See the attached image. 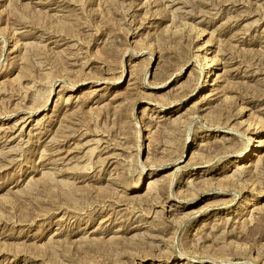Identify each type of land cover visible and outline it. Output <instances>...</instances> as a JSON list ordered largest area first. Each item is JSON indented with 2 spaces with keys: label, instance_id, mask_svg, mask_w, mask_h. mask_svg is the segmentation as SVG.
Wrapping results in <instances>:
<instances>
[{
  "label": "rangeland",
  "instance_id": "obj_1",
  "mask_svg": "<svg viewBox=\"0 0 264 264\" xmlns=\"http://www.w3.org/2000/svg\"><path fill=\"white\" fill-rule=\"evenodd\" d=\"M263 127L264 0H0V264H264Z\"/></svg>",
  "mask_w": 264,
  "mask_h": 264
},
{
  "label": "bare ground",
  "instance_id": "obj_2",
  "mask_svg": "<svg viewBox=\"0 0 264 264\" xmlns=\"http://www.w3.org/2000/svg\"><path fill=\"white\" fill-rule=\"evenodd\" d=\"M201 50V49H200ZM199 50V51H200ZM206 51V50H205ZM203 52H204V50H203ZM211 52V51H210ZM207 53H209L208 51H206L203 55H201L200 56V58H199V64H200V66H198L199 68L201 67V69L202 70H200V71H203V72H206V77H210V75H211V73L213 72V68H214V60H213V58H211V59H209L208 58V56L209 55H207ZM198 54V53H197ZM214 61V62H213ZM198 62V61H197ZM198 64V63H197ZM198 64V65H199ZM215 64H217V63H215ZM217 69V68H216ZM210 79V78H209ZM215 82V81H214ZM211 85H213V84H211ZM46 105V104H45ZM46 108V107H45ZM46 110V109H45ZM37 111V110H36ZM264 128V127H263ZM259 129V128H258ZM262 130H264V129H262ZM257 132V131H256ZM255 132V133H256ZM251 139V138H250ZM254 139V138H253ZM262 139V138H261ZM261 139H259V140H257V141H255L254 140V142H257L256 143V146H254V147H256V148H260L263 144H264V142L261 140ZM252 140V139H251ZM253 141V140H252ZM253 143V142H252ZM249 149V148H248ZM246 152V151H245ZM256 154V153H255Z\"/></svg>",
  "mask_w": 264,
  "mask_h": 264
}]
</instances>
